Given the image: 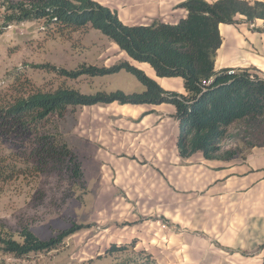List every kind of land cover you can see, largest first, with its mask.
Instances as JSON below:
<instances>
[{
	"label": "trees",
	"instance_id": "trees-1",
	"mask_svg": "<svg viewBox=\"0 0 264 264\" xmlns=\"http://www.w3.org/2000/svg\"><path fill=\"white\" fill-rule=\"evenodd\" d=\"M187 16L176 23L155 19L148 24H126L117 10L98 0H2L0 35L14 24L44 21L65 30L91 27L116 43L132 60L149 63L161 77L180 76L185 93L165 89L130 60L112 65L82 63L74 69L57 68L69 79L114 74L126 70L143 84L140 91L99 90L84 93L72 86L43 89L23 73L0 82V184L49 166L64 167L84 181L83 160L58 133L54 119L85 105L171 103L179 122L177 147L183 158L201 152L207 159L246 157L254 147L264 146V74L253 68H223L215 65L222 44L220 24L264 21L263 0H186L179 4ZM263 30L264 29H258ZM24 146L15 148L13 141ZM167 221V220H166ZM89 226V225H87ZM73 224L50 239H42L27 227L19 239L0 231L3 250L18 257L58 248L66 238L87 227ZM131 243H112L106 254L132 250L133 260L124 264H158L154 255Z\"/></svg>",
	"mask_w": 264,
	"mask_h": 264
},
{
	"label": "crops",
	"instance_id": "crops-1",
	"mask_svg": "<svg viewBox=\"0 0 264 264\" xmlns=\"http://www.w3.org/2000/svg\"><path fill=\"white\" fill-rule=\"evenodd\" d=\"M184 1L154 0L147 3L149 8L144 5L143 15L138 3L137 17L176 23L187 16V9L179 6ZM119 17L131 25L150 23ZM237 19L220 24L216 68H253L264 74V31L258 30L264 29V21L249 23L243 15ZM119 50L122 60H130L165 89L186 92L182 77L158 76L149 63L132 60ZM100 79L119 81L101 88L107 91L144 88L126 70L91 77ZM78 110L74 135L82 157L86 160L82 145L88 144L85 153L97 161L100 172L103 164L107 169L101 189L122 192L127 198L134 216L127 220L139 227L134 235L137 245L154 257L169 256L167 264H264V146L252 148L245 158L207 159L201 152L183 158L177 147L176 107L171 103L115 101Z\"/></svg>",
	"mask_w": 264,
	"mask_h": 264
},
{
	"label": "rangeland",
	"instance_id": "rangeland-1",
	"mask_svg": "<svg viewBox=\"0 0 264 264\" xmlns=\"http://www.w3.org/2000/svg\"><path fill=\"white\" fill-rule=\"evenodd\" d=\"M98 1L133 22H150L152 18L137 17L138 3L143 5V15L147 9L144 5L149 8L147 3L154 0ZM121 57L118 46L91 27L60 32L44 21L14 24L0 35V82L14 79L16 72L23 71L36 87L47 90L67 85L95 93L119 81H94L85 75L69 79L58 74L54 67L74 69L82 63L110 65L112 61L122 60ZM78 112V108L70 109L64 118L54 119L50 128L79 153L84 181L75 179L66 166L58 167L51 162L39 172L0 184V231L19 239L21 229L27 227L40 238L50 239L73 224L89 226L66 238L56 249L24 257L6 252L0 244V264H124L135 258L132 250L106 254L112 243L126 244L137 239L134 235L139 227L127 220L134 216L123 193L101 189L106 183L107 169L103 164L100 172L97 161L85 153L89 151L88 144L87 148L82 145L86 160L82 157L79 140L74 135ZM13 144L14 149L24 146L20 139H15ZM161 223L170 226L166 220ZM136 249L144 248L137 245ZM155 258L160 264L169 260L165 255Z\"/></svg>",
	"mask_w": 264,
	"mask_h": 264
}]
</instances>
